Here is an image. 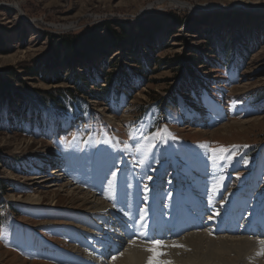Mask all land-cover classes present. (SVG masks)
<instances>
[{
	"label": "rangeland",
	"instance_id": "374dc122",
	"mask_svg": "<svg viewBox=\"0 0 264 264\" xmlns=\"http://www.w3.org/2000/svg\"><path fill=\"white\" fill-rule=\"evenodd\" d=\"M108 34L118 43L101 48ZM73 39L64 59L56 41ZM57 70L62 82L48 85L56 78L42 74ZM3 85L0 264H75L53 255L85 249L72 236L87 205L67 196L85 189L81 163L108 182L122 173L133 191L137 177L143 195L186 196L202 177L195 159L208 176L221 167L222 199L244 192L249 208L264 205V0H0ZM35 192L37 209L14 202Z\"/></svg>",
	"mask_w": 264,
	"mask_h": 264
},
{
	"label": "bare ground",
	"instance_id": "6f19581e",
	"mask_svg": "<svg viewBox=\"0 0 264 264\" xmlns=\"http://www.w3.org/2000/svg\"><path fill=\"white\" fill-rule=\"evenodd\" d=\"M61 28L69 30L70 26ZM172 154L168 149V158L176 165ZM192 163L202 177L197 176L186 196L157 192L154 196L143 195L137 177L134 192L122 173L109 183L95 167L86 172L85 165L79 164L75 174L83 181L84 191L68 190V185L59 189L67 188V196L72 193L74 200L80 199L81 206L87 205V211L76 216L80 230H73L72 236L75 246L85 249L78 254L55 249V259L65 257L75 264H147L145 256H161L160 261L166 264H264V254H260L264 253V205L254 203L249 208L250 199L244 192L222 199L226 180L219 174L221 167L216 165L208 176L202 161L192 159ZM176 180L179 182L177 177ZM91 184L102 185L99 195L91 193ZM42 198L36 193L25 198L17 196L14 202L37 209ZM240 217L242 225H238ZM151 239L162 244L153 246ZM149 247L154 250L146 251Z\"/></svg>",
	"mask_w": 264,
	"mask_h": 264
},
{
	"label": "trees",
	"instance_id": "16d2710c",
	"mask_svg": "<svg viewBox=\"0 0 264 264\" xmlns=\"http://www.w3.org/2000/svg\"><path fill=\"white\" fill-rule=\"evenodd\" d=\"M122 35H125L124 34V32H123V34ZM62 39V38H61ZM108 41H110V43H114L115 45H113V46H116L117 45V43H118V36L115 34H108V37L107 38H104V39H101L100 40V46H101V48H103V44L105 43V42H108ZM62 42V41H61ZM120 43H122V41H120ZM56 46H59V45H61L62 47H67V51H66V55H65V58L64 59H67V57H69L70 56V53H72L73 52V48H76V47H78V43H77V41L76 40H66V42L65 43H63V45L60 43V41H56ZM120 45V44H119ZM240 49V48H239ZM241 51V50H240ZM246 50H243L242 49V52H240V57H243V52H245ZM55 55H58V54H56L55 52H54V56ZM105 60V59H104ZM68 63V62H67ZM80 64V63H79ZM227 68V67H226ZM63 72V71H62ZM59 72L58 70L57 71H54V72H52V73H50V74H42V76L44 77V78H50V77H55L56 78V80H55V82H51V81H49L50 83H48V85H54V86H56L57 84H60V82H62V81H59L58 80V76H61L63 73H65V72ZM59 73V74H58ZM120 72H118V74H119ZM61 74V75H60ZM58 77V78H57ZM83 88H85V91H87V93L84 91V93L86 94V96H88V95H90V92L88 91V89H89V86H88V84H85L84 86H82ZM3 89H5V90H7V92L9 93V94H11V91L9 90V86L8 85H3V87H0V94H1V90H3ZM77 89H80V88H77ZM83 91V90H82ZM6 93V92H5ZM63 94V93H62ZM61 95V94H60ZM27 97L29 98V97H31V94L29 95V96H22L21 95V97L20 98H22V99H27ZM33 97V96H32ZM42 97V96H41ZM44 97V99H46L45 97H47L48 98V95H45V96H43ZM44 99H40V100H38V102H36V103H34L35 104V106H41V108H44L43 110H46V109H48V108H46V107H44V102H45V100ZM73 101V100H72ZM82 101V100H81ZM26 103L29 105V103L28 102H26V100H25V104H24V109H26L25 111H27V109L28 108H26L27 106H26ZM64 104V102H63V100H54V102H53V104H54V106H55V108H56V110L54 111V109H53V107H51V109H49V111H50V113H51V115H55V114H57V113H59V111L62 109V108H59L58 107V105H60V104ZM168 106V101L167 100H164V102H162L161 103V109H160V111H162V110H164L166 107ZM174 106V105H173ZM29 107H32V106H29ZM174 107H176V106H174ZM33 109V108H32ZM37 113H38V115H39V113L41 112H39V111H36ZM72 116V115H71ZM71 116H69V117H71ZM72 118V117H71Z\"/></svg>",
	"mask_w": 264,
	"mask_h": 264
},
{
	"label": "snow or ice",
	"instance_id": "6c2138e0",
	"mask_svg": "<svg viewBox=\"0 0 264 264\" xmlns=\"http://www.w3.org/2000/svg\"><path fill=\"white\" fill-rule=\"evenodd\" d=\"M161 131L165 132L166 129H162ZM221 151H223V149ZM115 175L116 174L113 173V176H115ZM209 219H211V217H209ZM151 244L153 246H160L162 244V242L159 241V240L151 239ZM261 244L264 245V241H261ZM173 246H175V247H183V245H173ZM145 250L149 251V252H152L154 249H153V247H149V248H146ZM260 254H264V253H260ZM147 264H166V262L160 261L158 259H154L153 257L150 256L148 258Z\"/></svg>",
	"mask_w": 264,
	"mask_h": 264
},
{
	"label": "water",
	"instance_id": "95a60500",
	"mask_svg": "<svg viewBox=\"0 0 264 264\" xmlns=\"http://www.w3.org/2000/svg\"><path fill=\"white\" fill-rule=\"evenodd\" d=\"M174 2H178V1H174ZM184 6L187 7L186 4H184Z\"/></svg>",
	"mask_w": 264,
	"mask_h": 264
}]
</instances>
